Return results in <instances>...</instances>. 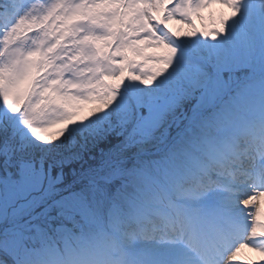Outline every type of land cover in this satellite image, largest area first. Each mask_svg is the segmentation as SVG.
<instances>
[{
	"label": "rangeland",
	"instance_id": "rangeland-1",
	"mask_svg": "<svg viewBox=\"0 0 264 264\" xmlns=\"http://www.w3.org/2000/svg\"><path fill=\"white\" fill-rule=\"evenodd\" d=\"M262 9L263 7L260 8ZM19 19L20 17H16L15 22L18 23ZM250 22L251 26H255L252 20ZM237 24L242 34L230 36L227 42L229 59L241 65L236 70L231 92H226L221 99L211 105H205L195 111L190 110L181 93L185 88L195 86L196 69L199 64L206 61V52L202 51L199 57H194V53L188 51L175 38L168 37L171 46L175 48L178 45L180 55H185V70L176 74L169 88V91L178 97L177 110L175 114L164 118L159 126L148 128L136 126L135 129L128 127L126 131L129 111L123 106L115 108L119 103L120 89L128 88L130 96L132 90L144 89L145 85L131 80H125L119 87L98 84L87 78L77 81L70 73H65L61 78L60 72L74 68H78L82 76L86 75L87 62L76 58V53L82 47H90L81 44L86 33H77L62 40H58V36L44 35L43 29L33 30L25 35L22 45L25 51H39L45 55H51L52 52L61 53L55 63L57 78L53 96L47 98L39 111H33L34 104L29 102L17 113L20 127L26 134L24 143L27 150L23 153L24 160L36 166V182L39 183L43 179L45 186L49 187L60 203L56 211L50 214L42 213L36 216L33 213L20 221L24 236L18 238V244L10 250V254L0 252V264L5 261L6 264H62L59 263L61 260L55 257L53 262L47 259L58 250L54 245L55 240L63 242L72 237L69 236L72 231L67 226V222L71 221H76L78 225L76 229L79 235H82L84 229L82 220L97 218L98 211L103 205L102 201L107 204V221L109 220L113 228L123 231L124 217L137 213L138 209L144 210L147 202L145 200L163 198L159 189V179L151 175V167L160 174H166L174 181H179L175 177L177 174L175 158L178 157V151L186 149L183 139L188 137L195 139L199 134L207 139L210 136H218V127L222 125L225 128V122H231L236 110L244 113L240 108L242 101L234 100L235 93L250 100L256 110L264 112V30L259 38L255 34V39H250L251 37L243 30L244 23L237 21ZM95 31L102 32L101 29ZM186 39L193 47L200 49L198 35ZM201 39L209 45L214 43ZM20 46L17 41L7 47ZM6 50L4 42L0 39V54ZM158 64V58H150L144 64L130 66L129 71L150 79L156 77L159 72ZM51 68L52 66L48 65L44 70L48 71ZM241 75L244 76L242 80L239 77ZM230 100H234L233 103ZM0 109L12 114L7 101H2V98ZM110 109L114 110L111 121L105 118V113ZM28 112H33V117H39L38 121L29 117ZM222 114H226V121L222 120ZM109 127L114 131L108 132L107 135L100 132L101 128L107 132ZM110 136L120 141L108 148L97 146L98 142ZM91 149L94 150L88 155ZM163 151L166 152L165 158L158 154ZM16 162L17 158L13 157L7 162L8 167L4 171H14L12 165ZM0 169H3L2 162ZM66 176L71 177V180L62 181ZM69 183H73L74 189L71 190ZM94 183H97L99 192L103 193V199L94 191ZM67 187L70 190L59 196L60 190ZM129 187L140 190L141 199H136L129 192L131 190ZM151 190L153 192H150ZM261 205L264 206V197ZM19 211L23 215L25 210ZM39 211L37 209V212ZM260 217L264 228V210H261ZM15 223L9 214L0 220V231L12 230ZM259 231L260 228L256 231L257 234ZM73 238L76 240L78 237ZM126 239L130 241L129 236ZM76 245L80 246L79 243ZM88 250L82 247L79 254H74V259L68 260L74 263L78 256L89 258L91 255Z\"/></svg>",
	"mask_w": 264,
	"mask_h": 264
},
{
	"label": "snow or ice",
	"instance_id": "snow-or-ice-1",
	"mask_svg": "<svg viewBox=\"0 0 264 264\" xmlns=\"http://www.w3.org/2000/svg\"><path fill=\"white\" fill-rule=\"evenodd\" d=\"M242 2L0 0V39L7 48L0 54V98L7 101L12 113L0 109V162L3 163V169H0V220L10 214L16 222L12 230L0 231V252L10 254V250L17 246L18 238L24 236L20 224L24 217L33 213L36 216L50 214L60 203L43 179L36 182V166L24 160L26 134L20 127L17 113L29 102L34 104L33 111H39L47 98L53 96L57 78L55 63L61 53L45 55L39 51H25L22 46L25 35L43 29L44 35L58 36V40H62L77 33H86L81 44L90 47H82L76 53V58L87 62L86 75L82 76L79 69L74 68L60 72V77L70 73L77 81L87 78L98 84L119 87L125 80H131L145 85L144 89L132 90L130 96L128 88L120 89L119 103L115 108L123 106L129 111L125 131L128 127L148 128L159 126L164 118L175 114L178 107V97L169 88L176 74L185 70V55H180L178 45L175 48L171 46L168 37L179 41L199 34L204 40L214 42L201 46L206 52V61L196 69L195 86L185 88L181 93L190 110L211 105L226 92H231L236 70L241 65L229 59L228 29L240 16ZM6 15L10 17L7 20ZM16 17H20L18 23L15 22ZM96 29L102 32L97 33ZM17 41L20 47H7ZM150 58L159 59L156 77L145 79L129 71L130 66L144 64ZM48 65L52 68L45 71ZM113 112L110 109L105 118L111 121ZM27 115L33 117V112ZM113 131L111 127L107 132L100 129L104 135ZM13 157L17 158L12 165L14 171L5 172L7 162ZM21 209L25 210L23 215L20 214ZM251 251L253 249L242 247L232 258L241 264L264 262V252L254 251L257 259L253 261L247 256Z\"/></svg>",
	"mask_w": 264,
	"mask_h": 264
},
{
	"label": "bare ground",
	"instance_id": "bare-ground-1",
	"mask_svg": "<svg viewBox=\"0 0 264 264\" xmlns=\"http://www.w3.org/2000/svg\"><path fill=\"white\" fill-rule=\"evenodd\" d=\"M245 2V3H244ZM262 5H263V9L262 10H260V8L259 7H257V0H243V2H242V4H241V14H240V16L235 20V22H234V26L233 25H230L229 26V34H230V36H236V35H238V34H242L241 32H240V30H238V24H237V21H239L240 23L241 22H243L244 23V32L248 35V36H250L251 38L250 39H255V37L256 36H258V38H259V36H260V34L262 33V31L264 30V2L262 3ZM6 18V17H5ZM10 18V17H9ZM8 18V19H9ZM252 20V22H253V24H255V26L253 25V26H251V21ZM259 21V22H258ZM237 24V25H236ZM242 31V30H241ZM255 34H256V36H255ZM198 35V37H199V46H200V49H198V48H196V47H193L192 45H191V42H189L187 39H186V37L185 38H181L178 42H180V43H182V45L184 46V47H186V49L188 50V51H191V52H193L194 53V57L196 56V57H199L201 54H202V45L203 44H206V43H204V41H202V37H200L199 36V34H197ZM208 45H209V43H208ZM237 122L238 121H232L231 122V124L229 125V128L231 127V126H233V127H235V125L237 124ZM243 126H245V125H243ZM247 128H251V127H248L247 126ZM199 140V138H197L196 136H195V139L194 138H190V137H188V138H184L183 140H184V144H185V150H188L189 148H191L192 150H194L195 148H197V140ZM215 141L216 142H218V143H220V145L222 144V140H220V139H215ZM208 141H206L205 143H207ZM204 143V144H205ZM205 147V149H206V151L209 153V154H214V153H217V151L219 152V149H218V147L216 146V144L215 143H213L212 142V144H210V145H208V146H204ZM159 154V156H161V157H166V152L165 151H163V152H161V153H158ZM191 157V156H190ZM198 176H200L201 178L203 177V176H205V173H202L201 172V174L199 173V175ZM62 180H63V178H62ZM70 190V189H69ZM69 190H67V191H69ZM95 190H96V188H95ZM66 191V192H67ZM97 191V190H96ZM150 192H153L152 190L150 191ZM249 198V199H248ZM263 198V197H262ZM242 199H244V198H241L240 199V201L243 203L244 201L242 200ZM248 199V202L247 203H245L244 204V206H242L241 208H243L244 210L241 212V215H242V217H244V218H249V219H251L252 218V214H251V211H249L248 209H247V206H252V205H254L255 204V206H258V208H257V210H260V204H261V200L260 199H258V198H250V197H246V200ZM155 200H157V199H155ZM105 205V207H107V204L105 203L104 204ZM105 207L103 206L102 208H101V211H100V213L103 211V212H105ZM235 208H239L238 206H236L235 205ZM235 208H233V209H235ZM264 210V209H263ZM260 214H261V211H260ZM257 216L259 217V214H257ZM103 217H102V213H101V215H100V217H99V220H98V222L97 223H100L101 222V224H102V226H103V224H104V221H103V219H102ZM144 219V221H147L148 223H147V228L146 227H143L142 228V230H143V232L142 233H144V234H146V235H154V233H155V230H152L150 227L153 225V224H159V222H155V220H156V218L154 217V214L153 213H151V212H148V213H146L145 211H143V213L141 214V216H139L138 218H137V221H139L138 223H139V225L141 226V225H143L144 224V222L142 221V219ZM255 222L257 223L258 222V220H255ZM94 228V227H93ZM137 228V226H133V225H131V226H128L126 229H127V231H130V230H132V229H136ZM166 228H169L168 226H166ZM89 230H87V233H84V236H85V241L86 242H88L87 244H90V243H92V241H93V239H91L92 237L90 236V233L88 232ZM91 231V230H90ZM262 231V230H261ZM92 232V231H91ZM152 237H155V235L154 236H152ZM89 240H90V242H89ZM92 240V241H91ZM253 243L254 244H256V251H261V252H264V236H261V237H259L257 240H254L253 241ZM91 246H93L94 247V249H95V246H94V241H93V243L91 244ZM94 249H93V252H94ZM97 253H98V250H97ZM247 256L249 257V258H251L253 261H255L257 258H256V256L254 255V250L253 251H251V252H247ZM151 257H153V255H151ZM151 257H148L147 258V254H144V256H142L141 258H140V263L141 264H148V262L151 260ZM182 255H180V254H178V253H176V254H174V257H173V260L174 261H176V262H182ZM95 261V260H94ZM101 262V261H100ZM100 262H96V264H100ZM75 264H84V263H82V260H80V262L78 261V262H76ZM228 264H241V262L239 261V260H233V258L232 259H230L229 260V263ZM261 264H264V262H261Z\"/></svg>",
	"mask_w": 264,
	"mask_h": 264
},
{
	"label": "trees",
	"instance_id": "trees-1",
	"mask_svg": "<svg viewBox=\"0 0 264 264\" xmlns=\"http://www.w3.org/2000/svg\"><path fill=\"white\" fill-rule=\"evenodd\" d=\"M115 139H116L115 137L110 136V137H108L106 139L101 140V142H98L97 146L104 147V148L111 147V146L115 145L117 142L120 141V139H118V140H115ZM93 150L94 149H91V151L89 150L88 151V155L91 154L93 152ZM67 177L68 176L65 177V180H64V177H63V180L62 181L67 182V181H70L71 180V177H68V178Z\"/></svg>",
	"mask_w": 264,
	"mask_h": 264
}]
</instances>
